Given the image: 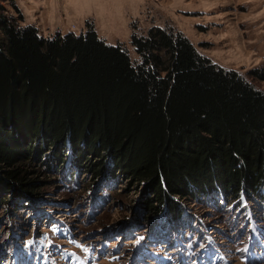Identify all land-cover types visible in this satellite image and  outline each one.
<instances>
[{"label":"trees","instance_id":"obj_1","mask_svg":"<svg viewBox=\"0 0 264 264\" xmlns=\"http://www.w3.org/2000/svg\"><path fill=\"white\" fill-rule=\"evenodd\" d=\"M4 1L18 10L0 0V210L14 219L5 233L22 234L27 210L50 217L40 207L57 175L125 178L140 188L145 224L179 220L187 201L222 221L244 201L241 211L264 214V90L170 27L133 33V62L91 27L44 37ZM248 75L264 80V67ZM110 191L97 190L101 203Z\"/></svg>","mask_w":264,"mask_h":264},{"label":"rangeland","instance_id":"obj_2","mask_svg":"<svg viewBox=\"0 0 264 264\" xmlns=\"http://www.w3.org/2000/svg\"><path fill=\"white\" fill-rule=\"evenodd\" d=\"M7 2L21 26L33 25L44 37L85 33L89 27L108 45L122 44L130 59L138 54L133 33L151 27L181 32L196 50L217 65L233 69L264 90V80L248 72L264 67V0H13ZM70 150V145H68ZM78 185L49 178L45 191L50 217L22 215V234L5 233L13 218L0 210V264H264V214L229 209L222 221L211 207L187 201L182 218L145 224L136 215L140 188L93 181ZM111 187L109 202L97 190ZM114 189V190H113ZM72 204V206H71ZM7 225V226H8ZM162 225V226H161ZM5 234L1 237V233ZM173 235L170 237V235ZM10 235V236H9Z\"/></svg>","mask_w":264,"mask_h":264}]
</instances>
